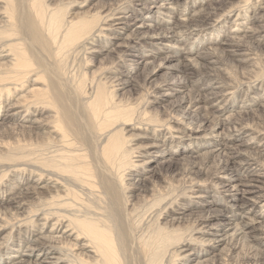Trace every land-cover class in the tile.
I'll return each mask as SVG.
<instances>
[{"label": "bare ground", "instance_id": "6f19581e", "mask_svg": "<svg viewBox=\"0 0 264 264\" xmlns=\"http://www.w3.org/2000/svg\"><path fill=\"white\" fill-rule=\"evenodd\" d=\"M76 1L0 0V264H264V0Z\"/></svg>", "mask_w": 264, "mask_h": 264}, {"label": "rangeland", "instance_id": "374dc122", "mask_svg": "<svg viewBox=\"0 0 264 264\" xmlns=\"http://www.w3.org/2000/svg\"><path fill=\"white\" fill-rule=\"evenodd\" d=\"M81 0H77L76 1V3H74L73 5H71V7H72V9H71V11H72V17L73 16H77V17H74V18H79V17H89V15H91V14H93V13H95V12H92V13H84L85 12V10L91 5H93V4H96V3H98V2H100V1H102V2H106L107 0H84V2H82V3H79ZM209 2H215V1H217V0H208ZM78 4V6H75V5H77ZM134 10V9H133ZM135 11V10H134ZM78 13H81V14H78ZM134 15H132V17H133ZM132 17H130L129 18V20H132L133 18ZM76 20V19H75ZM210 31V30H209ZM118 42V41H117ZM115 44H116V40H114V46H115ZM104 57H105V54H103V55H101L100 56V54H96V55H93L92 56V59H91V64H90V69L89 70H96L99 66H100V63L101 62H103V59H104ZM224 66V65H223ZM167 69H161L160 70V74L158 73L157 75H155V77H153L152 79H150L149 81H150V83H154L155 81H159V82H161L162 81V79H167L168 81H171V77L169 76V73H168V71H166ZM136 77H135V79H134V81L136 82V83H140L144 78H145V73L142 71V70H138V73L135 75ZM126 87H127V90L126 89H123V90H121V92H124V94H125V96H128V95H130V94H133V93H135L139 88L138 87H136V86H130V85H126ZM153 96H151V98H152ZM175 98H176V96H166V100H163L162 101V103L159 105L158 104V107H159V109H164V108H169L170 106H171V104L173 103V101L175 100ZM167 105H169V106H167ZM131 132H133V133H135L133 130H131ZM149 140H148V138H142V140H137V141H135V142H142V143H145V142H148ZM189 141H191V139L189 138V139H186V140H184V142H185V146L186 147H189ZM24 143V142H23ZM177 144H179L180 145V143H177ZM165 146V148H166V145H164ZM169 147V146H168ZM180 148H181V146H180ZM187 150V149H186ZM182 155H186V156H190V155H188V154H182ZM180 157H181V155H180ZM179 157V158H180ZM158 163V162H157ZM157 163L156 164H154V165H152L151 166V168L153 167L155 170V175H154V177H157L158 175H160V173H159V168L160 167H156V165H157ZM206 201L208 202V203H210L209 201H211V199H209V198H206ZM227 203H229V202H227ZM197 204H199V203H197ZM207 205H209V207H210V204H207ZM200 207H203V206H200ZM204 209H206V208H204ZM198 248V247H197ZM215 252H217V248L215 249Z\"/></svg>", "mask_w": 264, "mask_h": 264}]
</instances>
